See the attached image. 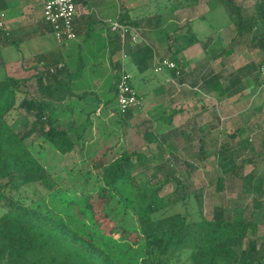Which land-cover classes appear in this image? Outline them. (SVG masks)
Segmentation results:
<instances>
[{"label":"trees","instance_id":"trees-1","mask_svg":"<svg viewBox=\"0 0 264 264\" xmlns=\"http://www.w3.org/2000/svg\"><path fill=\"white\" fill-rule=\"evenodd\" d=\"M171 1L172 13L197 4V0ZM119 4L118 20L129 26L131 32L136 21L123 0ZM219 5L228 8V23L235 27L236 37L244 39L257 31L259 47L264 51V0L256 2L250 16L244 15L235 0H221ZM112 34L116 48L140 52L138 63L134 62L140 72L152 66L155 56L164 57L153 47L143 46L147 43L134 47L128 38L122 44L120 33ZM3 37L8 39L0 28V264H264V240L257 243L256 230L243 207L217 206L211 218L204 216L203 186L183 180L176 169L182 162L191 171L195 163L180 159L174 142L169 141L165 149L171 158L153 165L138 150L131 151L119 141L107 149L87 151L88 160H82L84 171L80 178H74L65 187L53 168L44 162L46 149L63 157L74 153L83 157L96 109L81 121L66 113L64 102L74 96L69 82L73 73L67 72L59 53L51 61L46 60L45 54L36 56L44 69L34 68L30 78L11 75L3 52ZM187 39L189 43L194 41L189 35ZM197 40L201 42L200 37ZM83 46L79 44V64L74 72L79 77L83 72ZM203 46L208 48L206 42ZM233 48H221L217 53L214 49L206 50L209 58L215 59L231 53ZM171 57L168 58L177 67L170 71L175 77L180 76L184 70L182 62ZM59 63L64 66L58 67ZM51 67L55 70L51 71ZM261 67L264 54L258 63L252 61L227 78L234 84L235 78L261 72ZM221 79L220 73L205 76L204 88L226 94ZM116 84L112 90L117 88ZM163 88L159 86L154 92L163 94ZM116 112L123 122L137 110ZM71 115L73 134L63 127L66 116ZM173 115H162L157 120L169 126ZM173 132L176 131L163 133L159 138L156 134L149 136L164 142ZM102 133L104 139L112 136L105 130ZM204 146L203 143L201 155L205 154ZM244 163L231 165V177L227 178L240 177L244 195L251 192L253 206L263 208L264 175L243 174ZM169 183H174L175 189L164 197L161 191ZM49 195L57 203L49 205ZM190 199L195 202L194 214L173 210Z\"/></svg>","mask_w":264,"mask_h":264},{"label":"crops","instance_id":"crops-1","mask_svg":"<svg viewBox=\"0 0 264 264\" xmlns=\"http://www.w3.org/2000/svg\"><path fill=\"white\" fill-rule=\"evenodd\" d=\"M123 2L129 8L131 18L136 21L133 30L139 32L142 37L146 38L147 42L149 40L151 45L155 47L154 50L158 54L161 52L160 56L164 55L162 52L167 45V50L173 49L178 35L183 36L185 39H187V35L190 36L187 32L189 29L187 31L185 29L189 26V28H192L194 18L206 20V12L193 16L190 21H188L187 15L184 16L186 13L183 16L174 13L175 20L181 21L173 23L171 17L167 18V13L156 11L158 9L156 0H123ZM76 3L79 8V15L75 26L77 36L82 37V40L77 44L76 68L79 64V44H84L82 49L84 60L82 75H85L87 80L95 75L94 72L97 69L105 65L104 74L107 75L106 79L109 81L108 88L112 91L113 84L118 82L121 69L126 71L127 65L133 64L139 70L138 64L136 65L134 62L138 61L140 52H135V50L127 52L125 48H116L112 37L113 31L110 29L109 23L115 20L119 22L120 4L118 0H76ZM152 4L156 5L157 8L151 7ZM143 8L146 9L144 10L146 12L140 11ZM0 9L5 15V25L2 28L8 35L7 40L5 37L2 38L3 52L6 51L8 66L11 62L17 60L22 62L30 60L29 68L33 71H35L34 68L43 70V62L36 61V56L45 54L46 60L51 61L56 59V53H59L66 65L67 72L72 71L68 67L65 58L64 47L67 42L66 45H61L52 31V26L44 20L41 0H0ZM199 26L198 23H195L194 27ZM233 27L232 24L228 23V25L208 33L211 36L212 34L216 36L215 40H211L212 43L208 42V46L211 45V48L214 45L218 46L217 36L219 35L222 36L228 33L234 36L236 33H234L235 29ZM195 30H198V28H195ZM201 33L199 31L197 35ZM172 38L173 41L169 43ZM146 41H138L133 43V46H141L147 43ZM165 41H168V44H165ZM199 42L195 39L190 43L188 41L186 43L182 42L184 45L176 48L177 50L174 51L172 57L168 56L179 59L184 70L180 76L176 77L170 70L162 72L163 77L158 79V83L159 86H166V92L158 95L154 93L153 98H149V102L159 100V103L151 102L148 104V111L151 114L155 109H161L157 111L158 114L153 113L156 114L153 117L154 121L160 124H163L161 120H157L158 117L162 116L159 114L160 111H163L164 114L168 112L167 115L174 113L171 124L169 126L163 124L166 132L176 131V134L179 132L182 137H185L187 132L197 131L198 140H202L205 144V154L202 155L203 160L206 159L204 156L212 154L213 150H216L212 154V160H217L218 175H225L227 179V177H231L232 171L228 170L231 165L245 162V166H253L251 171L245 175L252 173L260 177V175H264V89L260 88V85L264 83L262 78L264 67H261V72L258 71L257 74L255 72L251 76L235 78L234 84H231L233 80L229 81L227 76L235 69L252 62L253 59L246 60L249 56L247 55L242 58L243 62L238 65L235 64L233 69L231 65L227 67L226 63L228 62L223 60L230 58L229 60L233 61L231 56L234 54L235 47L231 53L225 56L210 59L208 53L204 57ZM15 50L18 52L16 53ZM217 61L220 63H217ZM8 66L7 70H9ZM86 69L89 71L86 72ZM74 72L75 70L72 73L77 75ZM219 73L222 74L220 82L227 89V93L224 95H219L213 90H206L202 81L207 75ZM73 74L69 75L71 77V80H69L71 93L78 96L76 91L73 90V85L83 76L73 77ZM64 77H67V75H64ZM96 83L100 84L98 81ZM99 87L95 86L94 89L90 87L91 90L80 92L79 97H82L81 95L84 93L86 96L83 98L88 99L89 93L99 92ZM114 92L116 97L117 88ZM138 94L143 100L142 105H145L143 95ZM73 97H68L67 100L73 99ZM165 101H168V105H165ZM162 102H164L163 105ZM141 107L143 108V106ZM141 107L139 110L142 109ZM109 108L112 109V107ZM70 109L72 107L69 108V111ZM116 109L117 107H115ZM157 122L153 123L156 124ZM156 132L157 130L153 131V134H156ZM223 136H225L224 139ZM227 137H229V141L226 142ZM243 139L246 141L244 142L246 147L238 145L240 140ZM221 149H225L224 153H227L222 159H220ZM221 163L225 166H221ZM226 170L229 171V175H226Z\"/></svg>","mask_w":264,"mask_h":264},{"label":"rangeland","instance_id":"rangeland-1","mask_svg":"<svg viewBox=\"0 0 264 264\" xmlns=\"http://www.w3.org/2000/svg\"><path fill=\"white\" fill-rule=\"evenodd\" d=\"M119 1V0H118ZM155 1V0H154ZM238 5H240L243 9L245 16H250L253 14L254 6L258 0H235ZM221 0H197V4H194L189 9H182L179 14L184 16L187 15L188 21H190V18L193 16H198L201 13L206 12V20H200L194 18V23L192 24V28H186L189 29L187 32L190 34L189 37L194 38L197 40V38H201V42H199L200 46L203 49L204 57L207 53L206 49L211 48V45L206 47V49L203 46V42L207 43V45L211 42V40H215V35L212 34V36L208 33L212 32L213 30L220 29L225 25H228L230 16L228 12V8L224 5H219ZM156 5L158 9L156 11H160L163 13H167V18L171 17L173 20V23L179 22L181 20H175V14L171 12V0H156ZM156 5L152 4L151 7H156ZM146 9H141L140 11H144ZM146 12V11H144ZM192 20V22H193ZM195 23L199 24V27H194ZM177 25V24H176ZM195 28L198 30H195ZM202 29V30H199ZM235 29V27H233ZM200 31V35L198 36L197 33ZM236 33V30H234ZM219 34V33H218ZM217 35V34H216ZM259 32H254L253 34L248 35L246 38H239L236 37V34L232 36V34H224L217 36L218 39V46L214 45V47L211 49L217 53L220 51L221 48H229V47H235L234 54L231 56L233 61L229 60L228 58H225L223 61L228 62L226 63L227 67L231 65V67L234 69L235 64H239L240 62H243L242 58L247 56L246 60L249 61V59H253L252 61L258 63L261 59L262 55L264 54V51L261 50L259 47ZM258 38V39H257ZM128 39V38H127ZM126 39V40H127ZM146 38H138V41L145 42ZM175 39V37H174ZM176 45H173V49L167 50L168 45L165 47V50L162 52V56H172L174 55V51H176L178 47H182L184 45L183 43H186L188 39H185L183 36L178 35L176 37ZM257 39V40H256ZM82 40V37H76L75 39H71L67 41V45L64 47L65 52V58L67 60L68 67L71 72H73L76 69V59H77V44L78 42ZM125 40V41H126ZM173 41V38L170 39L169 43ZM147 42V41H146ZM183 42V43H182ZM209 42V43H208ZM212 43V42H211ZM165 44H168V41H165ZM148 47L151 46L155 48L153 45H151V42L148 40L147 42ZM16 51V50H15ZM14 51V52H15ZM5 55H6V51ZM18 51H16L17 53ZM161 52H159L158 55ZM179 54V53H178ZM199 60V59H197ZM230 61V62H229ZM237 61V62H236ZM245 61V60H244ZM222 62V61H221ZM217 63H220L217 61ZM31 64V61L24 60L22 61H14L11 62L8 66L9 73L14 75L15 77L20 78H30L35 71H33L31 68H29ZM247 65V64H246ZM105 66V65H104ZM101 67L96 70L95 75L91 76L89 79L86 80V76L82 75L83 77L80 78L74 85L73 90L76 91L78 96H74L73 99H68L64 102L66 113L72 114L74 117H78L79 121L85 119V116L88 112L95 110V113L92 114L94 125L92 129L88 131V136L85 141V150L82 155L79 156L78 153L70 154L65 157L60 156L58 153L46 149V156L44 158V162L53 168L55 173H57L59 179L61 182H63L64 186H68L71 184V181L73 179L80 178V172L84 171L83 166V159H87V151H96V148L102 147L103 149H107L110 145L115 144V142L119 141V144L124 146L125 148L129 150H138L141 155H143L145 158H147L148 161H150V165H153V163H159V161L164 160L168 157L171 158L170 152H166L165 149H168V143L169 141H173L175 143V147L177 148V154L180 159L185 158L186 160H189L191 162L195 163V168L191 169V171H188L186 168V165L182 162H180V165L176 166L177 171L180 173L183 180H188V183H194L197 186H203L204 188V197H203V211L204 216L207 218H211L215 212V208L217 206H226L227 208H234V207H243L245 211V215L247 218L251 219L254 230H256V240L257 243L260 244L264 240V207L263 208H256L252 204V194L249 193V196L244 195L242 191V183L240 177L237 175L234 176L233 179L225 178V175H218L217 170V160H212V154L214 153L213 150L212 154L206 155V159L202 160L200 156L202 157V151L201 146L203 144L202 140H198L199 135L197 131H192L191 133L187 132V135L185 137H182L179 132L177 134L173 133L168 135L166 138L167 140L162 142L159 139L153 140V137H150L149 135L152 134L153 131L157 130L156 135H158V138L161 134L165 133L168 134V132L165 131L163 128V124L158 123L157 121H154L153 117L157 113L159 109H155L154 112L151 114L148 111V104L151 102H157L159 103V100L151 101L149 102V98H153L154 93L155 95H158L157 92H154V89L159 87L158 79L162 78V72H156L154 70L153 63L152 66L145 69L143 72H140V70L137 69V67L133 64L127 65L126 71L132 74L133 76V86L137 93H141L144 97L145 105L143 104V108L139 110L137 108V111L134 116L129 120H124L123 122L120 121V117L118 113L115 110V107L118 106L115 92L114 90L110 91L108 88L109 81L106 79L107 75L105 73V68ZM240 68V67H239ZM236 70V69H235ZM234 70V71H235ZM89 70L86 69V72ZM227 71V70H226ZM70 72V73H71ZM257 74V72H256ZM263 75V74H262ZM73 77H77V75L73 74ZM264 79V75L262 77ZM92 79L91 81H89ZM89 81V82H88ZM99 82L100 84H97L96 82ZM95 82V83H94ZM29 85H32V82L29 83ZM28 86V85H27ZM25 86L27 89H30V91L33 93L34 90L30 86ZM95 86L99 87V92L96 93H89L88 99L79 97V93L87 90L89 91L90 87L95 88ZM162 86V85H160ZM264 86V85H263ZM262 85H260V88L264 89ZM164 87V86H163ZM166 87V86H165ZM163 88L164 93L166 92V88ZM91 90V89H90ZM153 95V96H152ZM160 99V98H157ZM108 101V102H107ZM143 101V100H142ZM167 102V103H166ZM105 103V104H103ZM264 103V101H263ZM102 104V105H101ZM108 104V105H107ZM164 102H162V105ZM107 108L105 109V107ZM165 105H168V101H165ZM98 106V107H97ZM112 107L109 108V107ZM164 108V107H163ZM162 108V109H163ZM168 113V112H167ZM163 113V111L159 112L160 115H167ZM158 114V113H157ZM69 115V114H68ZM66 116V121L63 122V127L67 129L71 134L74 133L73 128V116ZM80 115V116H79ZM70 117V118H69ZM152 118V119H150ZM157 122L156 124H154ZM178 129V128H177ZM105 130V132H109L112 134V136H109L108 139H104L103 136L106 135L104 132V135L102 131ZM226 136V135H225ZM223 136L222 138L224 139ZM229 136V135H228ZM221 138V137H220ZM226 142L229 141V137H227ZM222 142H224L222 140ZM246 142L244 139L240 140L238 145H241L242 147H246ZM210 149V148H209ZM226 150L224 149L220 154V159L225 157L227 153H224ZM207 158H209L207 160ZM88 160V159H87ZM207 160V161H206ZM214 161V162H212ZM91 164H88V168ZM244 165V164H243ZM253 166H243V174L248 173L251 171ZM235 174V171L233 172V175ZM229 175V171H227V174ZM219 177V178H218ZM188 178V179H187ZM222 178V181H219V179ZM175 189L174 183H169L166 185L163 190L161 191V195L164 197L169 196L173 193ZM49 205H52V203H57V200L52 198L51 195L46 197ZM174 211H189L190 213L194 214L196 212L195 210V202L193 199H190L186 202V204H178L174 207ZM2 213V210L0 209V214ZM1 248H3V244L0 242V252Z\"/></svg>","mask_w":264,"mask_h":264},{"label":"built area","instance_id":"built-area-1","mask_svg":"<svg viewBox=\"0 0 264 264\" xmlns=\"http://www.w3.org/2000/svg\"><path fill=\"white\" fill-rule=\"evenodd\" d=\"M43 4V18L53 28V33L56 39L62 43L75 39L76 26L75 22L79 15V8L75 0H41ZM5 15L0 9V28L5 25ZM109 27L113 32H120L121 42L129 38L132 43L138 42V38H143L139 32L132 29L128 31L129 26L121 24L118 21H110ZM128 32H130L128 34ZM128 34V37H127ZM58 67H63L62 63ZM176 63L168 57L155 56L153 59V68L156 72H164L166 70L175 69ZM55 67L51 68L54 71ZM119 79L117 82L116 100L118 103L117 109L121 114L126 113L129 109H137L142 106V99L136 92L132 80L131 73L121 70L119 72ZM178 73V71H177ZM264 83L262 84V86ZM264 87V86H263Z\"/></svg>","mask_w":264,"mask_h":264}]
</instances>
